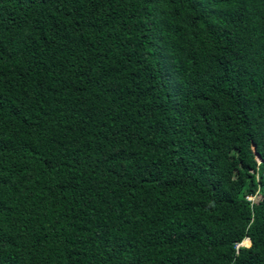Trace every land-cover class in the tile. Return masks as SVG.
Listing matches in <instances>:
<instances>
[{
  "label": "trees",
  "instance_id": "16d2710c",
  "mask_svg": "<svg viewBox=\"0 0 264 264\" xmlns=\"http://www.w3.org/2000/svg\"><path fill=\"white\" fill-rule=\"evenodd\" d=\"M0 264H264V0H0Z\"/></svg>",
  "mask_w": 264,
  "mask_h": 264
},
{
  "label": "built area",
  "instance_id": "2783aa9c",
  "mask_svg": "<svg viewBox=\"0 0 264 264\" xmlns=\"http://www.w3.org/2000/svg\"><path fill=\"white\" fill-rule=\"evenodd\" d=\"M247 199H248V200H251V198H249V197H248Z\"/></svg>",
  "mask_w": 264,
  "mask_h": 264
},
{
  "label": "water",
  "instance_id": "95a60500",
  "mask_svg": "<svg viewBox=\"0 0 264 264\" xmlns=\"http://www.w3.org/2000/svg\"><path fill=\"white\" fill-rule=\"evenodd\" d=\"M239 246H242V245L239 244Z\"/></svg>",
  "mask_w": 264,
  "mask_h": 264
},
{
  "label": "bare ground",
  "instance_id": "6f19581e",
  "mask_svg": "<svg viewBox=\"0 0 264 264\" xmlns=\"http://www.w3.org/2000/svg\"><path fill=\"white\" fill-rule=\"evenodd\" d=\"M240 245H242V244H240ZM246 246V245H245Z\"/></svg>",
  "mask_w": 264,
  "mask_h": 264
}]
</instances>
